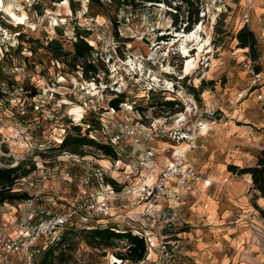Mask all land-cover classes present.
Segmentation results:
<instances>
[{
	"label": "rangeland",
	"instance_id": "obj_1",
	"mask_svg": "<svg viewBox=\"0 0 264 264\" xmlns=\"http://www.w3.org/2000/svg\"><path fill=\"white\" fill-rule=\"evenodd\" d=\"M193 1L192 7H187L182 0L121 7L118 1L108 0H100L104 5L97 0H0V166L23 163L25 169H31L30 175L19 179L14 188L38 194L33 201L36 209L68 210L82 195L81 180L112 165L107 169L108 181L114 185L115 192L124 191L122 200L127 209L123 208L126 209L124 214L120 211L114 217L98 218L93 223L101 227L104 226L100 225L101 220H107L106 225L131 232L133 228H140L142 232L152 233L154 241H170L166 246L172 253L174 245L181 242L179 233L191 229L182 207L192 198H184L183 194L195 181L187 183L180 199L166 201L174 203L166 223L154 221L156 216L147 215L145 206L143 213L148 217L138 213L130 225L127 223L131 219L125 214L128 209H134L133 204L139 207L145 203L137 204L139 199L131 191L155 171L156 167L149 170V162L155 160L160 165L164 161L166 165L156 168L160 172L175 160L172 151L157 148L158 142L174 146L177 144L174 133L182 131L190 133L192 142L202 134L198 127L200 121L208 122L209 130L208 126L216 128L218 124L235 121L237 125L248 126L257 146L264 132L261 123L264 115L256 92L250 86L251 75L243 66L250 57L249 49L238 48L234 35L245 25L243 14L251 2L254 7L249 25H255L261 3L259 0ZM179 5L181 8H177ZM188 10L198 12L193 16L197 23H191L190 31L183 29ZM204 13L206 15L201 16ZM176 14H179L178 23ZM262 22L259 21L260 26ZM77 26L81 32H90L88 41L95 48V57L105 61L108 71L101 72L97 81L86 80L81 71L70 66V58L58 61L45 48L48 41L57 38L66 50H73ZM115 31L121 37L119 41ZM19 33H22L20 37ZM23 34L26 37L22 38ZM161 36L166 38L160 39ZM258 41L259 54H263L264 37L259 35ZM19 44L23 46L21 50ZM31 46L35 50L32 51ZM167 80H173L180 87H175L171 93L164 89ZM202 80L206 82L204 89ZM33 90L38 91L35 97L30 96ZM120 92H126L127 97L120 104V110H113L110 101ZM165 100L173 103L163 105ZM87 114L101 122V129L91 131L90 137L107 142L110 136L121 135L124 152L120 156L114 158L94 146L84 145L85 155L75 157L59 147L63 138L73 132L70 121L76 122ZM247 118H250L248 124ZM131 130L135 133H130ZM219 136L211 132L207 142L213 145ZM225 142L227 139L222 144ZM185 147L181 145L177 151ZM148 149H156L157 155L146 167L140 164V156ZM212 150H216V154L220 152L208 146L200 159L198 156L188 159L206 180L209 179L204 176L206 172L201 163L214 161L207 157ZM91 185L95 188L96 182L93 180ZM85 199L86 196L81 204ZM22 205L23 202H15L0 206V264H26L23 256L9 255L6 259L3 250L4 242L15 235L20 225L25 212ZM115 205L117 212L118 202L115 201ZM229 216L234 218L228 222L232 225L236 220L234 211ZM259 227L252 226V230H248V236H254L244 240L240 250L254 255L264 252V225ZM85 231V226L76 220L74 226L69 225L64 230L66 240L56 255L62 250L66 255L63 261L55 260V264H110L118 257L117 253H123L119 249L125 246L122 240L116 239L109 247L96 248ZM224 241H229L235 249L237 241L234 242L233 237ZM153 255L156 256L151 257L155 258L154 264L164 262V252L156 250ZM40 260L38 255L35 264ZM135 263L129 260L122 264Z\"/></svg>",
	"mask_w": 264,
	"mask_h": 264
},
{
	"label": "crops",
	"instance_id": "obj_2",
	"mask_svg": "<svg viewBox=\"0 0 264 264\" xmlns=\"http://www.w3.org/2000/svg\"><path fill=\"white\" fill-rule=\"evenodd\" d=\"M259 2L261 3L260 12L256 13L255 25L252 27L249 25L250 23L248 24V27L254 31L258 39L259 35L264 37V0H259ZM262 20L263 22L260 26L259 21ZM259 50L261 49L258 48V52ZM262 70L264 72V66ZM249 122L250 118H247L246 124ZM261 123L264 125V118L261 119ZM218 125L215 126L216 128L208 126L211 128L207 135L200 134L191 149L188 147V140H183L174 144V146L169 142H158L160 145L157 148L167 149V152L172 151V153L177 150V147L185 145L186 147L183 151L187 153L188 159L189 156L194 158L198 156L197 158L200 159L208 150V146L209 148L220 149L217 154L216 150H212V154H210L212 151L207 154V157L214 159V161L206 164L201 163L204 168L202 170L206 172L204 176L212 181L211 185L206 186L202 181L191 182L188 186L189 189H186L187 191L184 190V198L191 197L192 199L182 207L183 211H185L183 214L185 221L191 225V229L182 230L179 233L180 237H182L181 242H179L183 253L182 260L179 262L174 261L173 263L163 262L161 264H264V252L254 255L253 252L251 254L247 250H244V252L240 250L243 241L248 238L252 239L254 236V234L248 236V230H252V226L260 228V224L264 225V218L261 217L256 207L264 209V197L260 196L259 191L253 188L250 174L237 175L228 169V164H236L242 167L254 165L257 154L261 149H264V132L259 136L260 139L255 147L253 141L255 135L248 129V126L237 125L235 121L231 122V124L222 123ZM220 126L221 128H217ZM211 132L216 135L220 134L219 138L213 142V145L211 142H207ZM243 133L246 134L241 136ZM225 139H227V142L223 146L224 144L222 143ZM202 144H205L203 145V148L206 147L205 149L202 148ZM161 164L166 165L164 161ZM160 165L154 160L150 161L149 166H147L149 170H153L157 166L160 168ZM156 168L149 176H153V174L159 175L162 169L159 172L156 171ZM127 193L129 194V192ZM116 202H118V209L116 212L114 203L113 214H118L120 211L122 213L125 212L127 209L125 201L120 199ZM137 204L140 203L137 202ZM133 205L134 209L132 211L128 209L129 211L125 213L126 216L134 217L138 213L142 216L145 204H141L139 207H135V204ZM165 206H168L167 202H165ZM189 206L191 210H189ZM231 211H234L236 220L234 224L229 225L228 222L234 219L229 218ZM103 219L105 218L103 217ZM100 223V225H106L107 220H101ZM232 237L234 242L237 241L235 249L231 248L229 241H224L230 240ZM218 239H221V241L218 242ZM254 256H257L258 261L255 260L257 258H254ZM154 257L156 258V256ZM153 258H144L135 264H154Z\"/></svg>",
	"mask_w": 264,
	"mask_h": 264
},
{
	"label": "built area",
	"instance_id": "obj_3",
	"mask_svg": "<svg viewBox=\"0 0 264 264\" xmlns=\"http://www.w3.org/2000/svg\"><path fill=\"white\" fill-rule=\"evenodd\" d=\"M253 2L249 5V9L243 14L245 25H248L251 21V11L253 9ZM221 9L218 11L220 13ZM204 13L201 16H205ZM244 69L251 75V87L256 92V99L263 111L264 115V72L262 67L264 66V53L260 54L256 59L251 56L243 62ZM173 80H167V84L164 89H167L171 93L174 92L175 87L180 86L175 84ZM183 83V82H180ZM1 89V88H0ZM165 90V91H167ZM113 110H115L113 108ZM206 123L201 121L198 123L200 133L206 134L209 128L206 127ZM212 124V123H211ZM207 129V130H206ZM205 131H207L205 133ZM130 133H135L131 130ZM190 133L188 132H175L173 139H176L177 143L183 140H189ZM95 138V137H93ZM96 139V138H95ZM198 138L194 137L192 142H188V147L191 149ZM115 151L117 155H121L124 152L122 146L121 135H112L108 138L107 142ZM78 157L79 154H73ZM157 155L156 149H148L140 156L141 165L147 166L150 159H153ZM84 156V155H80ZM175 160L168 164L167 167L161 170L159 175L155 178L147 175L143 180V183L139 187H135L131 193L139 199V203L145 202V208H147V215L155 217L154 221L158 222L163 220L165 223L170 220L171 209L174 208V203L167 202L168 206H165V202L173 198L180 199L182 196V190L186 187L190 181H203L207 186L211 184L210 180H206L203 174L196 171L192 164L189 163L187 153L181 151L177 154V150L173 152ZM118 160L117 162H119ZM116 162V166H118ZM112 165L106 166V169L97 170L92 176L83 178L80 182L82 186V195L76 199L73 206L68 210L58 211L53 208L48 209H36L33 205L38 194H30L31 198L23 201L25 205V212L21 218L20 225L14 236H11L3 244V250L6 255V259L9 255L23 256L26 264H35L36 257L41 255L45 250L50 248L53 244L58 243L62 239L64 230L69 226L75 225V220L84 225L86 229H91L98 218L112 217L114 203L120 199H123L124 193L113 189V184L108 181V170L111 169ZM96 182V187L93 188L92 181ZM31 186L33 184L31 183ZM86 196V202L81 204L83 198ZM177 204V203H176ZM22 205V206H23ZM152 210V211H150ZM146 218L144 213L142 214ZM149 217V218H150ZM131 220L128 221L127 225H130V221H134L133 217H129ZM98 221V220H97ZM98 225V224H97ZM106 226V225H105ZM117 232H126L120 230L117 227L112 228ZM132 232L135 235L143 237L146 241V259L153 256L155 251L164 252V262L173 263L174 261H181L183 253L181 252L179 244H175L171 251H167L166 244L170 241H154L155 236L148 232H142L140 228H133ZM157 239V238H156ZM125 244L123 248H119L124 253L127 251L128 240L126 238L120 239ZM158 240V239H157ZM176 249V251H175ZM116 257V255L113 254ZM118 258V257H117ZM115 258L110 264H122L124 261L129 259Z\"/></svg>",
	"mask_w": 264,
	"mask_h": 264
},
{
	"label": "trees",
	"instance_id": "obj_4",
	"mask_svg": "<svg viewBox=\"0 0 264 264\" xmlns=\"http://www.w3.org/2000/svg\"><path fill=\"white\" fill-rule=\"evenodd\" d=\"M51 2H62L63 0H50ZM92 2L96 0H91ZM99 3L101 5L102 2ZM111 2L118 1L121 7L125 6H138L139 4H146L148 2L154 3L159 2L160 0H108ZM185 2L187 7H192L194 5L193 0H182ZM153 5V4H151ZM181 5V4H180ZM177 6V8H181V6ZM40 10V7L37 8ZM178 11V10H177ZM177 13V12H176ZM198 12H192L190 10L187 11L186 15V26L183 28L184 30L190 31L191 23H197V18L193 19V16L197 15ZM176 23L179 22V14H176ZM16 28V27H15ZM177 28V27H176ZM178 29V28H177ZM90 32H81L80 27H75V41L73 42V50H66L63 46V43L60 39L53 38L48 41L45 48L51 54V56L58 60L65 62L67 58H70V66L73 70H78L82 72V75L86 80L97 81L99 79V75L101 72H107V68L105 67V61L101 60L98 57H95V48L88 41V35ZM22 33H19L20 37ZM26 36H22L24 38ZM115 38L119 41L121 39L118 31H115ZM166 37L161 36L160 39H165ZM234 38L237 39V47L249 49L250 56L256 59L260 54L258 52L259 41L256 37L254 31L248 27V25H244L240 28L237 33L234 35ZM29 41L30 37L28 38ZM24 41V39H23ZM19 48H23L22 44H19ZM120 54L123 56V52H121L120 47L118 46ZM19 50V51H20ZM31 50H35V47L31 46ZM124 57V56H123ZM202 89L205 88L206 82L202 80ZM126 92H120L117 94V97L110 101L111 107L120 110V104L126 99ZM38 94L37 90H33L30 93L31 97H35ZM0 95L2 92L0 90ZM163 105H171L173 101L165 100L162 102ZM92 114H87L83 118H80L78 121L71 120L73 132L68 133L64 138L60 148L67 150L73 154L85 155L82 147L84 145L94 146L99 151L108 154L111 157L116 158L117 154L114 149L104 142H99L95 138L90 137V132L93 130L101 129V122L99 118H95L91 116ZM88 125V126H83ZM85 128V132L82 130ZM229 171L237 174L244 175L250 174L252 177L253 188L259 191L260 196L264 197V149H261L257 155V161L255 165L252 166H239L236 164H228ZM31 173V169H25L23 163H18L16 166H0V206L5 203H15V202H23L31 198V195L27 191H18L14 187L19 179L23 177L29 176ZM260 212L261 217L264 218V209L256 206ZM95 225L91 229H86V233L91 239V245L93 247L99 246H112L115 243L116 239L126 238L128 240L127 251L124 253H117L118 257L123 259H129L133 262H139L143 260L146 256L147 246L146 241L143 237L133 234L130 230L126 232H117L113 230L114 226L104 225V226ZM65 232H63L62 239L58 241V243L53 244L50 248L45 250L40 256L42 260H40L39 264H55V260L60 259L64 260L66 253L64 250L56 255V251L59 249V246L65 242Z\"/></svg>",
	"mask_w": 264,
	"mask_h": 264
},
{
	"label": "bare ground",
	"instance_id": "obj_5",
	"mask_svg": "<svg viewBox=\"0 0 264 264\" xmlns=\"http://www.w3.org/2000/svg\"><path fill=\"white\" fill-rule=\"evenodd\" d=\"M195 35H196V34H195ZM197 38H198V37H197ZM202 48H203V46L200 47V49H202ZM206 126H207V125H206ZM206 130H207V129H206ZM206 132H207V131H205V133H206ZM180 152H181V151L177 152V154H179ZM117 261H118V260H116V259L114 260V262H117Z\"/></svg>",
	"mask_w": 264,
	"mask_h": 264
}]
</instances>
